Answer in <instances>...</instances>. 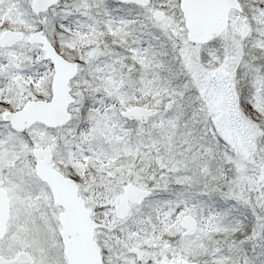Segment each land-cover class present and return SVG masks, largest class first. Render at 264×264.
<instances>
[{
    "label": "snow or ice",
    "instance_id": "6c2138e0",
    "mask_svg": "<svg viewBox=\"0 0 264 264\" xmlns=\"http://www.w3.org/2000/svg\"><path fill=\"white\" fill-rule=\"evenodd\" d=\"M0 264H264V0H0Z\"/></svg>",
    "mask_w": 264,
    "mask_h": 264
}]
</instances>
